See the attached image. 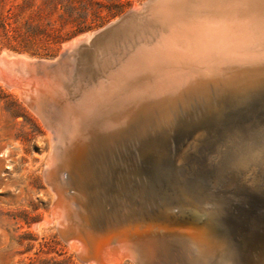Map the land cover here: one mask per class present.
Returning a JSON list of instances; mask_svg holds the SVG:
<instances>
[{
  "label": "bare ground",
  "instance_id": "bare-ground-1",
  "mask_svg": "<svg viewBox=\"0 0 264 264\" xmlns=\"http://www.w3.org/2000/svg\"><path fill=\"white\" fill-rule=\"evenodd\" d=\"M241 5L222 7L215 16L223 22L220 29L202 24L200 34L186 33L185 48L191 52L189 48L196 46L189 43L197 35H216L221 31L229 54L225 60L228 68L198 72L173 67L133 84L142 76L139 66L107 47L105 54L98 57L101 72L95 81L70 96L71 83L63 84L61 75L53 77L51 90L45 91L26 69L25 59L16 61L6 52L0 55V85L20 94L49 127L55 140L46 171V180L55 193V205L53 217L45 223L57 218L59 232L88 263L122 264L132 255L122 238L100 237L102 231L87 228L91 197L103 211L104 225L109 227L113 223L118 229L131 230L137 241L154 236L170 243L169 248L183 242L203 252L205 246L199 240L211 239L217 235L213 231L226 227L227 240L216 244L217 253L243 257L246 251L252 264H264V215L252 221L260 247L250 237L249 231L255 229L245 218L254 209L264 211V101L228 127H196L214 113L222 114L220 109L191 117L192 137L179 143L176 156L180 185L188 192L197 171H202L211 188L199 184L194 196L180 191L165 198L155 191L145 171L150 154L159 153L155 148L158 129L162 126V135L170 131L171 126L165 123L171 118L167 111H173L175 104L191 101L202 85L228 87L233 95L251 102L255 95H264L263 14L255 19L257 10L264 11V0H254L248 4L249 10ZM180 56L183 57L169 53L166 57L179 60ZM147 58L151 67L161 60L166 63L164 57ZM36 100L40 113L31 107ZM67 187L70 192H66ZM236 190H242L244 196H238ZM190 214L203 217V226L210 227L209 231L188 223ZM175 226L183 228L164 230ZM234 230L243 236V245L230 241ZM257 250L259 255H253Z\"/></svg>",
  "mask_w": 264,
  "mask_h": 264
},
{
  "label": "water",
  "instance_id": "water-1",
  "mask_svg": "<svg viewBox=\"0 0 264 264\" xmlns=\"http://www.w3.org/2000/svg\"><path fill=\"white\" fill-rule=\"evenodd\" d=\"M253 1L237 0L234 3L232 0H144L140 4L133 5L130 10L105 26L90 33L76 36L66 42L61 53L53 60L17 55H11V57L16 61L25 59L26 69L33 74L42 89L46 88L45 91L51 90L52 79L60 77V75L63 84L68 82V84H72L78 61L85 57L94 59L97 63L98 57L105 54L104 49L107 47H112L120 53L121 57L133 61L139 66V74L142 76L138 80H133L131 82L133 84L143 83L156 72L167 71L173 67L198 72H206L210 68L211 70H218L224 66L228 68L225 60L229 54H227L222 43L221 31L220 34L216 35H213V33H201V37L197 35L198 37L191 41L192 44L189 43V46L194 45V43L196 46L195 49L189 48L191 52L185 48L186 33L191 31L190 34H200L199 30L202 24L220 29L223 22L215 16L220 13L222 7L242 4L243 9L249 10L248 4ZM261 11L257 10L255 19L262 14L264 17V11ZM245 37L247 38V36ZM169 53L181 54L183 57L180 56L179 60L168 59L166 56ZM190 54L195 57L190 58L188 56ZM150 55H154L160 60L164 57L166 63L161 60L156 62V65L153 63L154 67H151L150 60L147 58ZM97 65L96 73L98 75L101 72V67L98 63ZM102 72L104 71L102 70ZM64 74L67 75L64 76ZM195 89H192V91ZM231 90L224 86L212 87L208 84L205 87V85H202V88L200 87L193 95L191 101L183 102L179 106L175 104L173 111H167V115L171 118L168 119V123H165L171 126L170 131L164 132L165 134L162 135V126L158 129L155 148L159 153L156 152L158 153L156 156L150 154L145 170L155 191H158L162 197L167 198L169 195L180 191H182L180 193H185L184 195H192L199 184L211 188L206 175L202 171H197L196 181L189 186V189L187 187L188 192H184L180 185L181 174L176 156L179 143L186 138L190 140L192 137L190 136L192 129L189 128L191 117L200 116L209 111L213 113L220 109L222 114L215 115L216 113H214L215 116L212 115V118L196 127L209 130L223 126L228 127L233 121L241 120L245 115L248 116L249 113L255 111L254 108L259 101H262L261 103L264 101L263 94L255 95L254 101L251 102V99L246 101L240 96L233 95ZM31 107L34 111L40 113L37 100L31 104ZM164 115L167 116L166 113ZM66 192H70L68 187ZM243 193L242 190H236L238 196H244ZM240 207L242 210L247 211L244 206ZM257 210L254 209L251 212L252 214L250 213L249 216L246 215L245 217L251 223V228L254 227V229L255 225L252 224V221L264 215L263 209ZM156 217L161 219V217ZM202 218L199 219L191 215L188 223L198 224V230H205L206 226H203ZM247 225L249 226V223ZM180 228L183 227H166L164 230L171 231ZM209 228L206 230L209 231ZM225 232H228L226 227H221L218 232L213 231L214 234H217L215 237L213 236L208 240H202L201 238L199 241L205 246L203 252L189 248L183 242L169 248L170 243L154 236L141 237L137 241L136 234L132 235L131 230L118 229L113 223L109 227L104 225L100 235L109 239L122 238L126 241L127 248L132 254V258H128L133 259L137 264H238L239 262L252 264V258L248 257L246 251L243 253V257H239L238 254V256H234L228 255L227 252L217 253L215 251L217 243L223 244L227 240ZM249 235L254 244L260 247L258 231L256 232V229L252 232L249 231ZM230 241L243 245V236L238 230H234ZM257 251H254L253 255H259L257 253L260 251Z\"/></svg>",
  "mask_w": 264,
  "mask_h": 264
},
{
  "label": "rangeland",
  "instance_id": "rangeland-1",
  "mask_svg": "<svg viewBox=\"0 0 264 264\" xmlns=\"http://www.w3.org/2000/svg\"><path fill=\"white\" fill-rule=\"evenodd\" d=\"M143 1L0 0V54L53 60L66 42ZM97 67L91 58L78 61L70 96L95 81ZM49 130L20 94L0 85V264H90L59 232L57 218L45 223L55 205L46 180L55 143ZM90 209L87 228L102 231L105 217L91 197Z\"/></svg>",
  "mask_w": 264,
  "mask_h": 264
}]
</instances>
